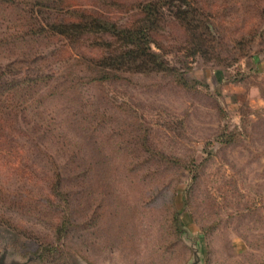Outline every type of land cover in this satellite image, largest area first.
<instances>
[{
    "label": "rangeland",
    "instance_id": "1",
    "mask_svg": "<svg viewBox=\"0 0 264 264\" xmlns=\"http://www.w3.org/2000/svg\"><path fill=\"white\" fill-rule=\"evenodd\" d=\"M141 1L72 0L121 25L137 20ZM188 2L209 18L206 53L188 49L163 7L151 36L168 71L112 72L73 96L78 108L48 99L42 129H0V262L264 263V0ZM18 27L16 8L0 5V38ZM90 44L78 49L101 54Z\"/></svg>",
    "mask_w": 264,
    "mask_h": 264
},
{
    "label": "trees",
    "instance_id": "2",
    "mask_svg": "<svg viewBox=\"0 0 264 264\" xmlns=\"http://www.w3.org/2000/svg\"><path fill=\"white\" fill-rule=\"evenodd\" d=\"M30 1L33 2L29 12L21 8L17 0H0L4 8H16L20 27L15 31L22 34L11 33L0 38V113L10 111L12 114L11 118L8 114L0 120V129L9 121L42 129L43 115L39 112L48 107L45 106L48 99H63L69 108H78L73 96L83 86L109 82L114 77L112 72L148 74L168 71L167 63L153 51L155 43L151 36L154 28L160 27L164 20L163 7L172 8V17L187 32L188 46L192 47L188 49H193L195 54L206 53L203 50L207 42L204 35L211 29L209 18L194 9L188 0L137 2L132 8H136L139 17L132 24L125 25L105 19L72 0ZM44 1L46 18L43 17ZM44 40L50 44H43ZM53 41L61 42L53 46ZM31 43L38 46H31ZM81 43H91V49L101 47L102 52L98 56L83 53L78 49L85 45ZM41 46L45 48L41 50ZM100 124L94 122L95 127L104 125ZM47 134L53 138L58 135L54 131ZM68 147V143L61 144V150L66 151ZM133 147L141 156H155L144 142H136ZM101 148L100 153L105 155L106 145ZM123 150L121 146L122 155ZM129 155L135 158L134 153ZM110 163L111 160L106 159L101 165L109 166ZM84 170L92 171L94 165L89 163ZM56 178L60 180V173H56ZM54 187L60 190L62 184L55 183Z\"/></svg>",
    "mask_w": 264,
    "mask_h": 264
},
{
    "label": "water",
    "instance_id": "3",
    "mask_svg": "<svg viewBox=\"0 0 264 264\" xmlns=\"http://www.w3.org/2000/svg\"><path fill=\"white\" fill-rule=\"evenodd\" d=\"M30 261L22 263V264H28ZM0 264H3V261L0 262ZM194 264H199V259H197Z\"/></svg>",
    "mask_w": 264,
    "mask_h": 264
},
{
    "label": "crops",
    "instance_id": "4",
    "mask_svg": "<svg viewBox=\"0 0 264 264\" xmlns=\"http://www.w3.org/2000/svg\"><path fill=\"white\" fill-rule=\"evenodd\" d=\"M262 264H264V263H262Z\"/></svg>",
    "mask_w": 264,
    "mask_h": 264
}]
</instances>
